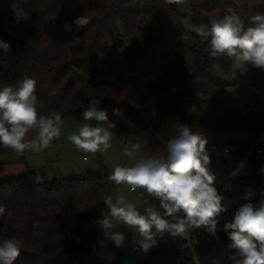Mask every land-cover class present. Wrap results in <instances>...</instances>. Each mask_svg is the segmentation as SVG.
<instances>
[{"label": "trees", "instance_id": "obj_1", "mask_svg": "<svg viewBox=\"0 0 264 264\" xmlns=\"http://www.w3.org/2000/svg\"><path fill=\"white\" fill-rule=\"evenodd\" d=\"M20 11L29 19L19 18ZM256 14H264V0H0V40L11 46L6 54L0 49V90L33 78L40 113L59 112L63 122L83 123V109L99 99L116 124L113 136L125 145L139 142L143 155L163 151L179 125L187 124L208 141L209 171L218 182L264 129V113L255 108L264 102V68L238 70L241 94L234 95L216 71H229L234 63L212 57L195 29L225 16H238L247 27ZM81 15L90 17L84 27L74 23ZM188 24L195 28L191 36ZM177 41L191 62L177 52L169 61ZM158 61L160 73L148 79ZM15 153L0 147V157ZM18 163L24 166L20 174L0 178V205L6 208L0 240L21 241L15 264H114L116 246L98 223L107 211L103 198H113L107 169L48 181L27 165L23 153ZM262 168L254 154L241 170L244 175L231 179V190L223 193L227 211L218 217L219 241L203 229L190 234L198 241L199 264H231L227 257L234 249L223 225L240 206L264 196ZM37 175L43 183L35 182ZM151 202L159 208L157 200ZM175 240L182 249L154 247L142 264H195L191 249L184 248L187 240Z\"/></svg>", "mask_w": 264, "mask_h": 264}, {"label": "clouds", "instance_id": "obj_2", "mask_svg": "<svg viewBox=\"0 0 264 264\" xmlns=\"http://www.w3.org/2000/svg\"><path fill=\"white\" fill-rule=\"evenodd\" d=\"M166 2L180 4L183 0ZM13 10L16 11L15 6ZM17 14L19 18L29 19L25 12ZM89 22L87 15L78 16L74 21L79 27ZM195 31L201 41L210 45L212 57L230 58L238 70H246L249 65L264 68V14L251 16L247 27L238 16L212 17ZM78 40L74 38V41ZM10 47L9 43L0 40L3 53H8ZM35 87L36 81L25 76L15 85L0 90V147L17 153L29 148L41 150L60 136L61 114L40 113ZM113 112L118 114L119 110ZM81 120L83 124L78 133L68 137L71 143L84 153L106 152L111 147L116 124L109 119L108 110L101 107L99 99L89 101L81 113ZM33 132H37L36 139H28ZM207 143L201 133L194 132L187 124H180L177 134L158 153L141 154L139 142L126 145L125 156L134 164L114 166L108 179L117 185L128 186L133 193L142 189L147 197L159 202V208L144 198L146 207L141 213L123 195H118L115 201L111 196H105L103 203L107 211L102 210L103 218L98 223L116 247H123L126 238L122 232L113 230L114 221L134 229L139 234V246L145 252L157 245V236L163 238L169 234L187 240L196 229H203L219 241L218 217L227 209L222 204L224 195L218 190L216 178L209 171L211 154ZM34 180L43 183V177L39 175ZM225 187L230 189V185ZM250 196L251 193H246L245 199ZM5 211V206L0 205V216ZM222 231L234 249V254L227 257L231 264H264V196L258 203L240 206L231 220L224 223ZM21 246L17 238L0 240V264H15ZM193 260L199 264L196 255Z\"/></svg>", "mask_w": 264, "mask_h": 264}, {"label": "rangeland", "instance_id": "obj_3", "mask_svg": "<svg viewBox=\"0 0 264 264\" xmlns=\"http://www.w3.org/2000/svg\"><path fill=\"white\" fill-rule=\"evenodd\" d=\"M185 15V14H184ZM194 26L187 25V35L191 36ZM183 55L190 62L191 56L183 50L179 41L176 43L175 49L172 51L169 61H172L175 53ZM162 61H158L154 73L149 75L148 79H154L160 73V66ZM218 75L224 79L226 84L230 86V91L234 95H240L241 90L239 87L240 82L237 80V66H234L226 71L221 67H217ZM232 75L236 78H232ZM249 103H243L246 105ZM245 108V106H243ZM256 110L264 113V102L255 105ZM82 122H63L60 125V136L52 141V143L44 149L36 150L33 148L26 149L23 156L27 165L37 174L43 175L48 181L55 179L79 177L87 173H98L102 169H107L109 175L116 165L119 166H132L133 161L125 156L126 145L112 136L110 141L111 147L103 153H84L76 149V147L68 139L72 133H78ZM37 137V136H36ZM33 138V139H36ZM21 153H15L11 156L0 157V178L15 176L24 170V166L19 164ZM113 186V201L120 195L122 189L126 185H117L112 181ZM129 203L136 205L137 209L144 212V202L142 198H125ZM116 231H120L125 235V242L123 247H116L114 264H139L138 254L135 252L134 247L139 246V234L134 229L122 225L120 222L115 221Z\"/></svg>", "mask_w": 264, "mask_h": 264}, {"label": "built area", "instance_id": "obj_4", "mask_svg": "<svg viewBox=\"0 0 264 264\" xmlns=\"http://www.w3.org/2000/svg\"><path fill=\"white\" fill-rule=\"evenodd\" d=\"M232 78H234V80H236L234 75H232ZM145 89L146 88H144V90ZM173 94L175 95L174 91H173ZM195 96H198V95L194 94L192 96L185 97L183 99L190 101ZM199 96L204 97L205 95L201 93V94H199ZM227 150L228 151H226V152L229 153L230 150L229 149H227ZM254 154L257 157H259L261 159V161L264 163V129L260 133L259 137L255 141L253 146L246 152L245 157L240 162V164L228 176H226V177L222 178L220 181L216 182L218 189H221L222 193H226V192H229L231 190L230 181L233 177H239V176L244 175V174H241V170L243 168V167H241V163H243V166H244L245 163L247 162V160ZM226 185H230V189L225 187ZM137 191L140 192L143 202H144V198H147L149 200V202L152 204L151 197H147V194L143 193L142 189H138ZM145 207H146V205H145ZM157 241H158L157 245L151 247L147 252L143 251L140 248V246H138V245L134 247V250L138 254V257H139V264H142L143 260L147 257L150 250L154 247L166 248V249H170V250H180L183 248V247L178 246L175 238L171 237L169 234H166L163 238H160L159 236H157ZM195 244H198V241L196 239H192L189 236V238L187 239V244L184 246V248L191 249L193 256L195 255V252H194V245ZM194 263L196 264V261H194Z\"/></svg>", "mask_w": 264, "mask_h": 264}, {"label": "crops", "instance_id": "obj_5", "mask_svg": "<svg viewBox=\"0 0 264 264\" xmlns=\"http://www.w3.org/2000/svg\"><path fill=\"white\" fill-rule=\"evenodd\" d=\"M120 195H123L127 199H129V198H138V197L141 198V194H140L139 191L133 193V192L129 191L128 186H126V188L122 189V191L120 192Z\"/></svg>", "mask_w": 264, "mask_h": 264}]
</instances>
